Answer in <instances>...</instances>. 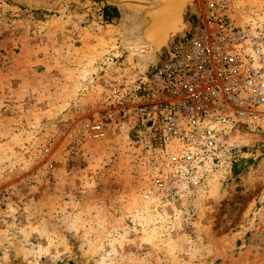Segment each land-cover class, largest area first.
<instances>
[{"label": "rangeland", "instance_id": "rangeland-1", "mask_svg": "<svg viewBox=\"0 0 264 264\" xmlns=\"http://www.w3.org/2000/svg\"><path fill=\"white\" fill-rule=\"evenodd\" d=\"M143 2L0 0V264H264V126L161 192L143 137L106 107L113 82L147 70ZM240 3L239 24L264 10Z\"/></svg>", "mask_w": 264, "mask_h": 264}, {"label": "built area", "instance_id": "built-area-1", "mask_svg": "<svg viewBox=\"0 0 264 264\" xmlns=\"http://www.w3.org/2000/svg\"><path fill=\"white\" fill-rule=\"evenodd\" d=\"M191 30L157 66L123 76L106 94L109 112L137 129L150 154L156 190L192 183L241 126H264V21L239 24L240 0H202ZM105 128H92L94 137ZM148 191L144 199H152Z\"/></svg>", "mask_w": 264, "mask_h": 264}, {"label": "water", "instance_id": "water-1", "mask_svg": "<svg viewBox=\"0 0 264 264\" xmlns=\"http://www.w3.org/2000/svg\"><path fill=\"white\" fill-rule=\"evenodd\" d=\"M191 1L144 0L146 6L137 12L139 20L134 23L133 33V39L140 45L141 50H143V46L146 50L152 47L151 52L154 51V55L167 51L166 47L169 45V40L179 32L181 25H184L183 14L185 8L189 11L191 5L187 4ZM150 4H153L154 12L152 14H148L151 9ZM148 5L150 6L148 7ZM175 20L179 21L176 25L174 23ZM187 22L190 23V21ZM151 68L154 67L149 66L148 70ZM140 71L144 73L141 68Z\"/></svg>", "mask_w": 264, "mask_h": 264}, {"label": "bare ground", "instance_id": "bare-ground-1", "mask_svg": "<svg viewBox=\"0 0 264 264\" xmlns=\"http://www.w3.org/2000/svg\"><path fill=\"white\" fill-rule=\"evenodd\" d=\"M177 1L180 2V1H182V0H177ZM190 1H191V0H190ZM195 3H196L195 0H193V1H191L190 3H188L187 5H191V4H195ZM150 5H151V9H150V11L148 12V14H152V13L154 12V10H153V8H152V7H153V4H150ZM150 5H148V7H149ZM145 6H146V2H143L142 5H141V9H144ZM171 6H172V5H171ZM186 13H187V10H186V8H185V11H184V14H183V16H184V19H183V21H184V25H183V26L181 25V28L179 29V32H178L175 36H173V38H171V39L169 40V45H168V47H166V50H167L168 52L171 51V44H172V42H173L177 37H183V36L186 34V31L190 29V27H189V23L186 22V20H185V15H186ZM145 15H146V13H145ZM179 21H180V19H179ZM179 21L175 20V21H174L175 25H176V23L179 22ZM180 22H181V21H180ZM137 46L139 47V50H140V52H141V54H142L141 61H142L143 65H144V68L147 69L146 72H145V73H147V72H148V67H149V66L155 67V66L158 65V63H159V61H160V58H161V54H162V52L159 53V54L156 53V54L154 55V51L151 52V49H153L152 47L149 48V50H146L145 47L143 46V50H141L140 45L137 44ZM157 55H158V57H157Z\"/></svg>", "mask_w": 264, "mask_h": 264}, {"label": "trees", "instance_id": "trees-1", "mask_svg": "<svg viewBox=\"0 0 264 264\" xmlns=\"http://www.w3.org/2000/svg\"><path fill=\"white\" fill-rule=\"evenodd\" d=\"M103 17L105 20L110 21L113 18L119 17V11L116 7L105 6L103 10Z\"/></svg>", "mask_w": 264, "mask_h": 264}]
</instances>
